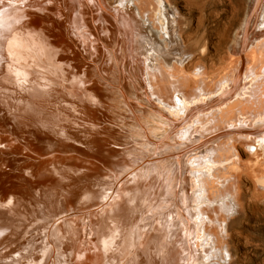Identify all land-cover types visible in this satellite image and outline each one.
<instances>
[{"label":"bare ground","instance_id":"obj_1","mask_svg":"<svg viewBox=\"0 0 264 264\" xmlns=\"http://www.w3.org/2000/svg\"><path fill=\"white\" fill-rule=\"evenodd\" d=\"M35 2L0 0V264H250L232 227L244 225L241 141L248 140L253 171L264 168V55L254 48L264 30V0H250L229 48L237 68L216 84L238 102L232 109L210 104L185 115L175 132L155 136L140 118L141 105L178 116L210 98L195 57L184 53L175 1L42 0L40 8ZM255 15L261 25L249 34ZM223 30L216 52L226 41ZM209 56L200 50V58ZM131 68L137 86L119 84L116 71ZM173 70L180 73L170 76ZM188 81L199 93L191 100L180 91ZM160 83L173 92L174 106ZM115 117L126 122L123 139ZM235 117L262 124L214 135L230 138L207 156L195 153V164L180 162L212 139L197 145L198 131L219 130ZM100 133L132 146L119 150L135 164L123 168ZM162 140L177 146L157 149ZM159 172V180L152 178ZM79 181L80 196L82 187L71 185ZM28 236L36 250L19 252Z\"/></svg>","mask_w":264,"mask_h":264},{"label":"rangeland","instance_id":"obj_2","mask_svg":"<svg viewBox=\"0 0 264 264\" xmlns=\"http://www.w3.org/2000/svg\"><path fill=\"white\" fill-rule=\"evenodd\" d=\"M35 7L40 8V3L38 1L42 0H36ZM175 1V7L177 9V13L179 17L181 18V29L180 35L184 36V53L186 55H191L195 57L194 59V67L195 69H201V75L202 78L205 79V82L207 83L204 87V91L209 96V101L207 104H189L187 105V109L185 114H182V111L179 112V115L169 114L164 111L158 110L156 108H153L151 106H148L146 104L141 105L142 110L140 111V118L144 122L145 125L148 126L150 133L155 136L158 134L160 129H165L166 131H169V133L175 132V129H177L184 121H181V119L185 118V115L190 114V116L196 115L198 112L203 111L207 108L210 104L212 106H218L222 103H227L229 105L228 108H233L234 104H236L238 101L235 100L239 97L235 96L233 99H229V96L226 94L225 89L218 90L217 89V81L220 79L221 76L225 74L232 75L236 68L237 64L233 61V55L231 53V50L229 49L232 42L234 33L242 26L245 16L250 8V0H174ZM255 10V9H254ZM57 16V14H56ZM252 20V27L249 30V34L253 33V30L261 25L260 19L255 15L251 18ZM57 23V19H56ZM194 24H195V33H194ZM189 26L188 29H184V27ZM225 26L226 29V41H223L220 49L218 52L215 51L217 41L219 39V36L224 35L223 27ZM80 28L82 29L84 35L90 34L89 29L84 25L80 24ZM253 29V30H252ZM262 32L261 39H259L258 43L254 45V48L256 47L258 51L262 52V55H264V30H260ZM259 31V32H260ZM87 36V35H86ZM95 37V34L93 35ZM92 35H89L88 44L95 45L96 41L93 38ZM225 39V37H223ZM195 41V46L192 45V42ZM205 48L207 54L210 56L206 59H202L199 57V52ZM239 61V60H238ZM129 66V65H127ZM132 69V68H131ZM193 70L187 69V73H191ZM170 76H176L180 72H176V70H173L169 72ZM116 76L118 78L117 82L119 84H122V82H127L128 84H135L137 86L136 80V74L135 70H129L122 72V69H118L116 71ZM166 78V74L162 73L161 76H158V78L162 79ZM160 81V80H159ZM93 81L90 82L92 84ZM134 86V85H133ZM195 83L192 81H188L187 86L180 85V91L183 93V95L186 97V99L191 100V98L195 95L198 96V91L195 89ZM160 87L162 89V97L165 100L166 103H169L171 106H174V101L172 100L173 92L171 89L160 83ZM138 91V88H135ZM244 89L241 91V94L243 95ZM215 95V97H214ZM242 97V96H241ZM245 101V100H244ZM216 102V104H214ZM139 103V102H138ZM201 105V106H200ZM259 107V106H257ZM110 105L106 108L109 109ZM262 118V116L260 117ZM259 118V119H260ZM262 120V119H261ZM264 123V121L262 122ZM257 123L256 119H244L240 121L238 117H235L232 119V122H229L226 126H220L218 129H206L202 128L200 131L197 132V137L195 141H198V144H201L202 142L206 141L207 139L212 138L210 141H208L205 144L200 145L199 147H196L193 151L189 152L191 153L188 155L184 160H180V162L185 161L188 159L189 163L195 164V153L199 154L200 156H207V151L214 146V148H217L221 146L222 144H225L229 140V136L225 135H218L216 137H213L214 135L220 134L224 132L225 130H228L230 128H237V127H257L260 126ZM115 124L117 125L118 129L117 133L120 135V138L123 139V136L126 133V122L122 118L115 117ZM176 124V125H175ZM104 126L108 125V123L103 124ZM173 126L175 128L171 129ZM106 127H102L101 129H104ZM130 130H133L134 128L132 126H128ZM101 136H106L107 140L110 141L112 144L115 145V150L117 153H119V156L115 158V160H118L121 163V166L123 168H129L130 165L135 164L136 157H133L132 154L128 153L126 155L121 154L119 148L127 147L132 148V146H129L125 143L120 142L113 134L112 135H105L104 133H100ZM178 139L177 141H183L180 140L182 136L175 135ZM63 146H65L68 149H72L71 152L78 153L82 152V149L79 148L75 144H67V143H61ZM248 144L247 141H241V144L237 146V149L239 151L240 157L242 158L243 165H246V171L243 174L241 178V186L243 190V203H244V225L241 227V225H237L232 227L233 232L238 233V237L240 239V246L238 248L239 253H244L245 255L251 256L252 260L250 264H262V260L264 259V203L262 200H264V184L261 183L262 178L264 177V168H256L255 171H253L254 167H252L255 163L254 158L250 156V154L245 151V145ZM177 144L174 141H168V140H162L159 143V146L157 149H168L170 147H176ZM150 149H153L152 147H149ZM83 153V152H82ZM84 154V153H83ZM204 154V155H203ZM87 156L86 154H84ZM93 165L92 162H89ZM130 164V165H129ZM106 167L108 165L104 164ZM159 173L156 175L154 174L152 178H155L159 180ZM82 182H76L72 183L71 185L75 186L76 188L82 187L80 190V193L78 194L80 196L81 191L83 190ZM174 198V195H173ZM245 198V199H244ZM76 202H73L72 204L75 205ZM79 206V204L77 205ZM179 209L181 213H185V206L181 205L179 206ZM86 223V224H84ZM84 226L87 225V222L84 221L82 223ZM246 225V226H245ZM241 233L244 239H241ZM246 236V237H245ZM34 237L28 236L25 242H29V244L20 245L24 246L26 248H20L19 252L22 249H28L29 252L32 250H36L30 245V242L33 240ZM248 241L247 244L243 241ZM261 259H257V257ZM239 264H245L240 263ZM249 264V263H247Z\"/></svg>","mask_w":264,"mask_h":264}]
</instances>
